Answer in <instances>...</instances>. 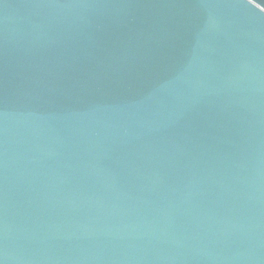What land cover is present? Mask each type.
<instances>
[{"label": "water", "instance_id": "95a60500", "mask_svg": "<svg viewBox=\"0 0 264 264\" xmlns=\"http://www.w3.org/2000/svg\"><path fill=\"white\" fill-rule=\"evenodd\" d=\"M0 264H264V0H0Z\"/></svg>", "mask_w": 264, "mask_h": 264}]
</instances>
